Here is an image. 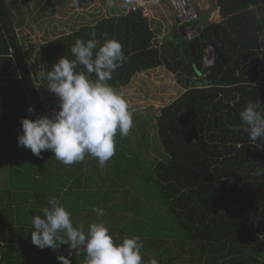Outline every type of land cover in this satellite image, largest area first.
Returning a JSON list of instances; mask_svg holds the SVG:
<instances>
[{"label": "trees", "instance_id": "trees-1", "mask_svg": "<svg viewBox=\"0 0 264 264\" xmlns=\"http://www.w3.org/2000/svg\"><path fill=\"white\" fill-rule=\"evenodd\" d=\"M213 1L221 20L194 28L189 40L178 27L159 40L148 29L154 20L122 14L117 5L114 12L103 8L104 17L92 25L35 48L22 28L45 10L55 14L52 3L0 0V155H6L0 162V264H60L57 257L69 251L71 264H84L83 248L32 244V215H42L50 197L85 231L102 220L117 243L139 236L144 264L153 256L159 264H264V176L253 174L264 167V139L253 142L243 127L237 130L248 101L264 114V0ZM68 6L56 13L65 15ZM87 28L101 43L106 34L122 44L126 62L108 81L116 91L159 67L183 89L155 118L161 160L149 154L139 126L134 139L117 133L115 154L103 169L90 156L65 165L51 151L38 158L17 146L22 118L51 115L34 72L50 71L62 56L73 59L70 49L77 38H90ZM209 51L213 63L206 66Z\"/></svg>", "mask_w": 264, "mask_h": 264}, {"label": "clouds", "instance_id": "clouds-1", "mask_svg": "<svg viewBox=\"0 0 264 264\" xmlns=\"http://www.w3.org/2000/svg\"><path fill=\"white\" fill-rule=\"evenodd\" d=\"M109 3L111 6V0ZM89 37L75 40L70 49L73 59L62 56L50 71H39L38 79L46 82L47 90L58 98V110L52 115H35L34 119L22 118L17 146L30 149L38 158L43 151H51L65 165L90 156L103 169L115 154L117 133L127 136L131 130L133 113L128 101L108 83L113 72L126 62L122 44L106 34L101 43L95 31ZM80 66L84 70H77ZM27 111L35 113L32 106ZM239 117L242 125L237 130L243 127L253 142L264 139V114L256 103L248 101ZM253 174L264 176V167ZM47 204L42 215H32L34 246L41 250H56L64 244L69 250L83 248L84 264H144L139 236L125 237L117 243L102 220L89 224L85 231L83 224L73 225L71 213L56 197H50ZM92 211L98 217L104 216L102 208L93 207ZM0 246L4 241L0 240ZM70 255L71 251L57 259L60 264H71ZM147 264L159 262L153 256Z\"/></svg>", "mask_w": 264, "mask_h": 264}, {"label": "rangeland", "instance_id": "rangeland-1", "mask_svg": "<svg viewBox=\"0 0 264 264\" xmlns=\"http://www.w3.org/2000/svg\"><path fill=\"white\" fill-rule=\"evenodd\" d=\"M49 1L52 3V9H54L55 14H49V10H45V13L38 15L41 16V18L37 17L35 21H31L29 19L28 21L29 23L27 24V30L30 31L32 37V39H29V41H32L31 44H33L35 48L39 46L41 41L44 42L45 40L46 41L48 39L51 40L54 37L57 38L63 34H68L73 30L77 31L79 30V28H81L84 25H89V26L90 24L92 25V22H90L91 20H96L100 18V16L102 18L104 17L102 11L103 8H111L112 9L111 12H114V8L118 11L120 7L124 9L127 5L126 0H111V6L109 0H100L101 2L100 4L98 0H95L94 1L95 5L93 6L90 5L89 7L85 0H77L80 2L79 4L80 6L79 5L74 6L75 5L74 0H49ZM192 1L194 2L195 5H198L201 4L202 0H192ZM84 3H85V7L81 8V6H84ZM162 4L168 5L166 2H162ZM66 5L69 6H68V12L65 13V15L56 13L59 10H61V6H66ZM117 5L119 7L118 9L116 8ZM42 8H45V6H43ZM212 10H214V8L213 9L211 8V11ZM90 11H91L90 17H87ZM96 12L99 13L97 14ZM109 14L110 12L108 11L107 15ZM96 15L97 17H95ZM73 17L75 19H73ZM82 20H85L88 23L81 24ZM206 20L207 19L205 18V15L202 16L201 24L207 22ZM62 24H64V26H62ZM194 25L197 27L199 24L197 25L194 24ZM90 28H87L86 33L90 34L92 32V29ZM38 36H42L40 38L41 41L37 40ZM153 43L155 44V42H152V44ZM30 56L33 60H35L34 59L35 55L33 53L30 54ZM31 66L33 72L38 67V65L35 64L34 62L31 64ZM39 71L40 70L34 72V74L38 73ZM135 77L136 78L133 79V82L131 81V83L128 84L127 86L121 87L120 90H117L128 101L129 110L133 113V126L127 136L130 139L131 138L134 139L136 129L139 126L140 130L144 132L141 134L142 135L146 134L148 136L149 154L152 155L154 158L161 160L162 158L158 154V152L161 149H160V144L156 138L155 118L159 116L160 108L173 101L177 96L180 95L181 92H183V89L178 85L174 75L169 73L163 67L155 68L154 70L151 71L148 70L144 73L136 74ZM39 83L40 85L44 86L41 92H43L46 95V97L48 96L45 99V103L47 105V109L49 113L52 115L56 110H58V104H59L58 98L55 96V94L47 90L46 82L39 80L38 84ZM52 104L57 105V107L56 106L53 107ZM156 150L159 151L157 152ZM1 159L6 160V155L5 154L0 155V162Z\"/></svg>", "mask_w": 264, "mask_h": 264}, {"label": "built area", "instance_id": "built-area-1", "mask_svg": "<svg viewBox=\"0 0 264 264\" xmlns=\"http://www.w3.org/2000/svg\"><path fill=\"white\" fill-rule=\"evenodd\" d=\"M163 1L169 5L173 19L179 26H192L200 23V16L193 8L192 0H126L127 5L121 13L137 12L146 20H157L153 7ZM220 20L218 9L211 11L207 17L208 23H218Z\"/></svg>", "mask_w": 264, "mask_h": 264}, {"label": "crops", "instance_id": "crops-1", "mask_svg": "<svg viewBox=\"0 0 264 264\" xmlns=\"http://www.w3.org/2000/svg\"><path fill=\"white\" fill-rule=\"evenodd\" d=\"M163 2H165V1H163ZM206 3H208V4H206ZM192 6L196 10V12H198V9H199L198 14L200 16V23H198L199 25L197 27L195 25L194 26L193 25L192 26H179L178 24H176L174 19H173L172 11H171L169 5H163L162 2H160V3H158V5H155L153 7V11L155 12V17L157 20L149 22V25H148L149 31L152 33L154 31L156 33L154 35V37H156V38L166 39L172 33L171 30L178 27V32H181L182 39H184V38H186V40L191 39L190 37L192 36V33L193 32L195 33L194 28H198L201 26L202 16L205 15V18L207 19V16L211 12V8L212 9L214 8V10L218 9L213 0H202L201 4H198V5H195L194 2L192 1ZM214 10H212V11H214ZM204 24H209V23L205 22ZM22 29H24V31L26 32L25 35L27 38L26 39L27 44L28 45L31 44L32 41H29V39H32V37H31L30 31L27 30V25H25ZM161 36H163V37H161ZM41 37L42 36H38L37 40L41 41L40 40ZM42 43H43V41L40 42L39 46Z\"/></svg>", "mask_w": 264, "mask_h": 264}, {"label": "water", "instance_id": "water-1", "mask_svg": "<svg viewBox=\"0 0 264 264\" xmlns=\"http://www.w3.org/2000/svg\"><path fill=\"white\" fill-rule=\"evenodd\" d=\"M190 38H192V36ZM191 49L193 50V46L192 45H191ZM205 62H206V66L212 65V63H213V53H212V51H209V54L206 57ZM208 62H209V64H208Z\"/></svg>", "mask_w": 264, "mask_h": 264}]
</instances>
